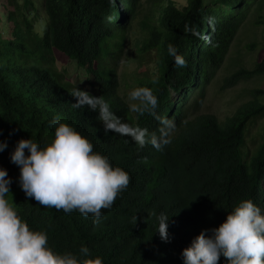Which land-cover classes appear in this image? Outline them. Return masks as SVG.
Listing matches in <instances>:
<instances>
[{
  "label": "trees",
  "instance_id": "16d2710c",
  "mask_svg": "<svg viewBox=\"0 0 264 264\" xmlns=\"http://www.w3.org/2000/svg\"><path fill=\"white\" fill-rule=\"evenodd\" d=\"M155 2L161 7L158 27L141 49L157 50L158 75L142 88L152 90L158 105L143 115L130 111L117 71L140 0H41L44 27L21 10L36 11V0L0 6V142L8 145L0 152V168L11 187L19 183L20 169L11 162L18 141L51 143L55 120L74 127L94 151L131 175L99 223L78 211L42 207L20 188L18 214L32 229L47 232L54 251L79 254L83 244L103 264H184L183 250L202 230L223 223L240 201L250 199L264 210V88L253 89L251 99L224 121L191 116L238 31L252 16L256 28L264 27V0H188L183 8L173 0ZM169 45L186 67L176 65ZM54 54L85 70L97 89L91 94L108 101L123 122L170 142L162 150L151 143L141 148L131 137L105 132L97 112L73 107L78 86L55 67ZM255 75H264V59L226 81ZM161 213L169 218L167 241L156 232Z\"/></svg>",
  "mask_w": 264,
  "mask_h": 264
},
{
  "label": "clouds",
  "instance_id": "9594fccd",
  "mask_svg": "<svg viewBox=\"0 0 264 264\" xmlns=\"http://www.w3.org/2000/svg\"><path fill=\"white\" fill-rule=\"evenodd\" d=\"M168 51L177 66H187L173 45ZM71 95L76 101L74 108L88 107L98 113L105 132L131 137L141 148L151 143L162 150L170 142L123 122L102 96L78 87ZM128 99L130 111L140 115L158 105L148 88L133 89ZM52 123L55 131L51 143L42 147L31 138L21 139L12 152L11 162L20 169L19 185L26 197L42 207L65 213L78 211L99 223L102 210L111 209L128 188L131 175L114 166L108 156L94 151L93 143L71 125L59 120ZM7 147L6 141L0 142V152ZM11 184L7 170L0 168V264H103V258L93 256L83 244L79 254L54 251L47 232L32 229L18 214L9 199ZM168 222V216L161 213L156 232L165 241ZM182 257L184 264H219L221 257L226 264H264V210L250 199L240 201L218 227L202 230L183 250Z\"/></svg>",
  "mask_w": 264,
  "mask_h": 264
},
{
  "label": "rangeland",
  "instance_id": "374dc122",
  "mask_svg": "<svg viewBox=\"0 0 264 264\" xmlns=\"http://www.w3.org/2000/svg\"><path fill=\"white\" fill-rule=\"evenodd\" d=\"M16 1L22 5L24 0H0L8 9ZM37 1L36 11L30 8L21 10L29 18L34 16L38 27H44L46 17L42 9L41 0ZM179 8L187 5L188 0H173ZM140 6L137 9V16L133 24H129L125 39L124 56L121 58L117 71L120 77V92L129 101V93L136 88H142V83L146 80H154L158 75L159 56L157 50L144 52L142 44L151 38V31L158 27L159 12L161 7L155 0H140ZM1 13V8H0ZM0 19L1 17L0 14ZM255 17L248 19L246 24L238 31L234 43L226 56L225 62L215 72L213 79L209 81L204 89L202 97L196 99V108L191 116L213 115L219 120L224 121L232 113L239 109V106L251 99V91L257 88H264V75H255L251 78L242 77L240 79L227 83L228 77L240 70H250L264 59V27H255ZM4 24V20L1 21ZM0 24V27H1ZM5 26V32L8 33V26ZM42 34H40L41 36ZM5 38V33L1 34V39ZM55 67L64 73L65 78L69 79L76 86L83 90L96 94L97 89L94 79L83 69L69 58L60 54H54ZM177 97L175 96V99ZM257 127L250 134L255 133ZM251 148L254 147L252 138H247ZM19 183L10 187L9 199L17 209L15 203L16 196L20 192Z\"/></svg>",
  "mask_w": 264,
  "mask_h": 264
}]
</instances>
